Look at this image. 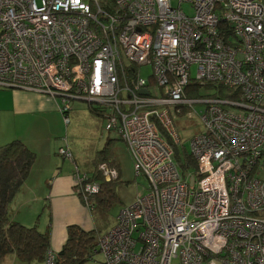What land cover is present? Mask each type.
Returning a JSON list of instances; mask_svg holds the SVG:
<instances>
[{"label": "built area", "instance_id": "1", "mask_svg": "<svg viewBox=\"0 0 264 264\" xmlns=\"http://www.w3.org/2000/svg\"><path fill=\"white\" fill-rule=\"evenodd\" d=\"M0 88L59 97L64 122L74 100L106 106L148 187L99 236L105 264H264V0H0ZM196 105L190 173L172 118Z\"/></svg>", "mask_w": 264, "mask_h": 264}, {"label": "rangeland", "instance_id": "2", "mask_svg": "<svg viewBox=\"0 0 264 264\" xmlns=\"http://www.w3.org/2000/svg\"><path fill=\"white\" fill-rule=\"evenodd\" d=\"M173 3L175 4V0H173ZM182 7L186 12L188 11L187 4H183ZM151 70L152 68L150 65H143L140 67V75L147 79L151 75ZM195 71L196 67L193 65L191 67L192 75H195ZM205 93V89H199L197 95H205ZM56 100L60 106L64 105L59 97ZM93 107H100L99 109L102 112H94L89 108L87 102L74 100L72 101V107L67 112L68 122H64L62 119L63 117L60 115L59 120H56V117L50 118L53 123L49 124L47 129L43 126H41V129L30 128L31 122L28 120L18 121L17 126L23 136H32L37 134L42 138L44 137L46 141H44L43 144H45L46 149L47 143H49L50 147L54 150L62 144L61 147L71 151L73 157L72 162L68 159L63 160L60 154L57 155L61 158H59L58 166L70 165L71 169L69 172L72 175V185L74 181L73 172L76 171L75 167H77L82 174H90L94 170L93 160L96 153L103 148H108L107 162L105 161L103 163H99L96 169H101L107 180H113L115 182L114 190L116 199L107 211H102L97 207H93L91 205L92 203H90L89 212V209L85 204L82 212L83 216L86 218L84 219L85 221L81 219L85 226L93 225L94 228L102 234L104 231L113 226L116 221L117 214L122 206L132 203L136 196L145 193L148 187V181L144 175L137 174L135 172L133 159L126 144L119 138L116 130H107L105 128L107 122L105 114L108 112L106 106L93 104ZM199 109L200 106L196 105L194 108L195 112L192 111V114L187 115V111L185 110L182 114L172 118V124L178 136L180 145H175L174 140L171 139L174 147H176L174 154L182 148L185 149L186 153L190 154V139L194 134L202 130V124L196 114ZM170 114H172V111ZM10 126L15 129L17 128L13 124H10L6 120L2 119L0 131H2L3 128L8 129ZM164 136L166 137V135ZM13 139H17V137L10 136L8 137V140L1 145ZM109 140L111 141L108 146L107 144ZM29 148H33V152H42L41 149H34L35 147L32 146ZM51 161L52 164L56 163L53 160ZM108 162L112 163L113 166L110 167ZM49 167L46 169H49ZM51 175V171H49L47 175L43 176L37 175V172L34 173L33 171H30L27 179L21 186V188L23 187V190L20 189L22 191L20 198L16 201L17 195L11 202L12 207H14L13 216L15 215L16 220L19 219L25 223V220L22 218L23 216L30 223L34 220H38V223L41 226L43 222L46 223L47 220H49V210L47 205L49 200L45 198V193L48 191L49 178ZM46 178L48 179L46 180ZM84 183L86 184V181ZM32 191L34 193H31ZM34 195L38 198L37 201L36 199L33 200ZM68 210L69 209L64 208L57 209L55 207L53 211L51 205V231H54L56 228H65L64 223L66 221H64V219L69 215ZM27 214L34 215L30 216ZM5 258H7V260L1 261L0 264H27L19 262V260H15V262L12 263V261H9L12 259L10 255ZM32 264H41V262L35 261ZM84 264H105L102 253L99 251L94 252L91 258L85 261ZM171 264H179V259H173Z\"/></svg>", "mask_w": 264, "mask_h": 264}, {"label": "trees", "instance_id": "3", "mask_svg": "<svg viewBox=\"0 0 264 264\" xmlns=\"http://www.w3.org/2000/svg\"><path fill=\"white\" fill-rule=\"evenodd\" d=\"M197 87V85L191 86L187 91L188 95L194 96L197 95L199 89L211 88L210 84H205L199 89ZM89 108L101 113L93 107ZM110 141H108V146ZM173 149H176L174 145ZM107 153L108 148L97 152L93 160L94 170L90 174L85 173L86 182L97 185V191L90 192L86 199L83 195L76 193L88 209L92 203L93 207L107 211L116 199L115 182L107 180L103 171L96 169L99 163L107 162ZM35 158V153L20 139H13L0 146V263L8 255H14L28 264L35 261L44 263L47 252L51 251L49 229L41 230L38 220L29 226L20 223L14 219L15 215L13 216L10 207L12 200L27 179ZM174 158L180 170L193 173L196 162L191 153H186L182 148L174 154ZM108 163L110 167L113 166L112 163ZM66 232L67 237L64 244L55 253L57 264H84L96 252V244L101 232L95 228L84 230L76 224L68 225Z\"/></svg>", "mask_w": 264, "mask_h": 264}, {"label": "crops", "instance_id": "4", "mask_svg": "<svg viewBox=\"0 0 264 264\" xmlns=\"http://www.w3.org/2000/svg\"><path fill=\"white\" fill-rule=\"evenodd\" d=\"M56 99L57 98L50 97L47 94L38 93L32 90L7 88L0 89V124L2 119H4L8 123L13 124L17 127L15 129L14 127L10 126L8 127V129L3 128V130L0 131V145L6 142L8 140V137L12 136L20 139L27 147L32 146L35 147L34 149H41L42 152H34L36 158L31 171H33L34 173L37 172V175L39 176L47 175L49 171H51L52 174L49 178L50 180L48 184V191L45 193V198L49 200V202L47 203L49 210V220H47L46 223L43 222L42 226L38 223V226L41 230H46V228L49 229L50 249L53 253L59 251L64 244L66 240L65 238L67 237L66 228L68 225L76 224L84 230H91L94 228L93 225L85 226L83 221H81V219L84 220L86 218L83 216L82 212L85 204L76 195L73 189L71 177L72 175L69 172L71 169L70 165L58 166L60 157L57 154L58 149L61 148L62 144L54 150L50 147V144L47 143L46 149L45 144H43V142L46 141L44 137L42 138L37 134L32 136H23L17 126L18 121L28 120L31 122L30 128L41 129V126H43L45 129H47L48 125L53 123L51 122L50 118L56 117V120H59L60 115L61 117H63L60 112L61 107ZM46 136L49 137L48 135ZM32 149L33 148H31V150ZM51 160L56 163L52 164ZM63 160L66 159L63 158ZM47 167H49V169H46ZM47 179L48 178H46V180ZM22 188L21 190H23ZM21 190L16 194V196L18 195L16 201L20 198V194L22 192ZM31 193L34 192L32 191ZM35 199L36 201L38 200V198H36V196L34 195L33 200ZM51 205L53 211L55 207L57 209H69V215L64 219V221H66L64 223L65 228H56L54 231H51ZM10 207L11 210L14 211V207H12V204L10 205ZM32 215L34 214H31L30 216ZM22 218L25 220V223L20 221L19 219L17 221L27 226L32 225L33 223H35V221H37L34 220L30 223L26 220L25 217L22 216ZM10 256L12 259L9 261H12V263H14L15 260H19L14 255ZM7 258H4L3 261L7 260ZM19 262L22 261L19 260ZM41 264L44 263L41 262Z\"/></svg>", "mask_w": 264, "mask_h": 264}, {"label": "water", "instance_id": "5", "mask_svg": "<svg viewBox=\"0 0 264 264\" xmlns=\"http://www.w3.org/2000/svg\"><path fill=\"white\" fill-rule=\"evenodd\" d=\"M142 93L147 94V91L146 90H143ZM47 95H49V94L47 93ZM192 182H193V178H190L189 184L191 185Z\"/></svg>", "mask_w": 264, "mask_h": 264}]
</instances>
